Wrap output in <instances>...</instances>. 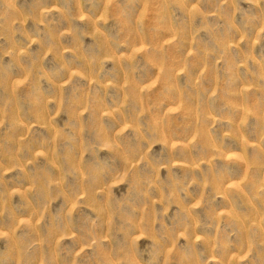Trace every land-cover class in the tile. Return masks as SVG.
Segmentation results:
<instances>
[{
  "label": "rangeland",
  "instance_id": "1",
  "mask_svg": "<svg viewBox=\"0 0 264 264\" xmlns=\"http://www.w3.org/2000/svg\"><path fill=\"white\" fill-rule=\"evenodd\" d=\"M0 264H264V0H0Z\"/></svg>",
  "mask_w": 264,
  "mask_h": 264
}]
</instances>
